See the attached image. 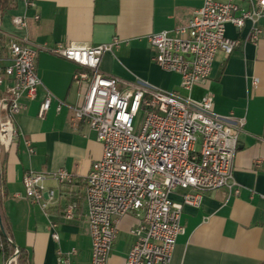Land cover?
<instances>
[{
	"label": "crops",
	"instance_id": "obj_1",
	"mask_svg": "<svg viewBox=\"0 0 264 264\" xmlns=\"http://www.w3.org/2000/svg\"><path fill=\"white\" fill-rule=\"evenodd\" d=\"M238 2L246 8L247 0ZM203 4L204 0H20L0 15V65H9L10 38L27 37L37 52L36 71L42 82L38 98L25 99L24 109L16 115L17 135L11 148L0 151L1 209L14 245L25 253V264H59L58 252L72 250L76 254L70 264H91L85 185L103 147L92 128L71 124L70 107L81 105L87 86L73 82L78 67L52 50L59 44L95 47L115 38L118 47L104 55L101 71L118 78L121 88L141 79L168 92L190 95L195 101L211 94L217 115L234 122L245 120L234 162L239 194L230 195L227 189L208 191L199 208L184 206L181 225L185 231L177 238L171 264H264V18L258 22L262 34L256 43L249 39V22L241 30L227 25L226 36L241 40V46L230 55L219 52L210 78L191 93L181 88L178 74L156 65L148 41L152 34L172 33L188 24ZM16 17L27 21L23 32L14 26ZM0 90L4 92L5 85ZM45 91L54 100L40 118ZM256 161L261 164L255 165ZM60 169L73 175L72 183L59 184L54 174ZM29 170L48 175L44 186L46 194L54 193V200L47 213L26 197L23 177ZM185 192L178 189L171 199L182 203ZM73 202L78 208L69 221L63 213ZM139 220L134 214L121 220L109 264H126L135 242L131 230ZM52 224H57L55 230ZM54 231L58 240L52 237ZM6 261L0 253V264Z\"/></svg>",
	"mask_w": 264,
	"mask_h": 264
},
{
	"label": "built area",
	"instance_id": "obj_2",
	"mask_svg": "<svg viewBox=\"0 0 264 264\" xmlns=\"http://www.w3.org/2000/svg\"><path fill=\"white\" fill-rule=\"evenodd\" d=\"M262 18L264 0H247L246 8L238 0H204L188 24L172 33L148 37L154 48L153 60L162 70L178 74L181 88L191 93L210 78L219 52L230 55L241 46V40L226 36L227 25L241 30L249 22V39L256 43L262 34L258 25ZM27 25L24 17L14 19L18 32ZM118 44L115 38L95 47L59 44L52 50L78 67L73 82L87 86L81 105L70 107L71 124L92 128L103 147L85 185L91 264H109L120 222L129 214L140 220L131 230L135 242L126 264H171L177 238L185 231L181 225L184 206L199 208L203 193L208 191L227 189L230 195L239 194L234 162L245 120L234 122L231 117L217 115L211 94L195 101L190 95L168 92L141 79L121 88L118 78L101 71L104 55ZM36 55L27 37L10 38L9 65H0V88L5 85V91L0 90V151H8L16 138L15 118L24 109V100L38 98L42 82L36 71ZM53 100L45 91L40 99V118L48 113ZM137 118L141 120L138 127ZM26 144L33 154L30 142ZM260 164L256 161L255 165ZM47 177L32 170L23 177L26 197L46 213L54 200L53 192L45 197ZM54 177L61 185L73 182V175L65 169ZM178 189L187 191L182 203L171 199ZM77 208V203H70L64 218L73 220ZM56 227L52 224L54 230ZM52 237L59 239L55 231ZM75 254L76 250L59 251V264H70ZM19 255L20 250H16L5 264H17Z\"/></svg>",
	"mask_w": 264,
	"mask_h": 264
},
{
	"label": "trees",
	"instance_id": "obj_3",
	"mask_svg": "<svg viewBox=\"0 0 264 264\" xmlns=\"http://www.w3.org/2000/svg\"><path fill=\"white\" fill-rule=\"evenodd\" d=\"M20 0H0V15L5 14L10 9L14 8ZM0 225H1V243L2 249L0 251L1 255L5 260L11 258L17 247L14 245L12 240V234L10 228L7 224L6 218L3 216L0 201ZM26 256L23 251L20 250V255L17 260V264H25Z\"/></svg>",
	"mask_w": 264,
	"mask_h": 264
},
{
	"label": "rangeland",
	"instance_id": "obj_4",
	"mask_svg": "<svg viewBox=\"0 0 264 264\" xmlns=\"http://www.w3.org/2000/svg\"><path fill=\"white\" fill-rule=\"evenodd\" d=\"M140 122H141L140 118H137L135 121V126L138 127L140 125Z\"/></svg>",
	"mask_w": 264,
	"mask_h": 264
},
{
	"label": "water",
	"instance_id": "obj_5",
	"mask_svg": "<svg viewBox=\"0 0 264 264\" xmlns=\"http://www.w3.org/2000/svg\"><path fill=\"white\" fill-rule=\"evenodd\" d=\"M47 196V194H45V197ZM17 250H19L18 248H17Z\"/></svg>",
	"mask_w": 264,
	"mask_h": 264
}]
</instances>
